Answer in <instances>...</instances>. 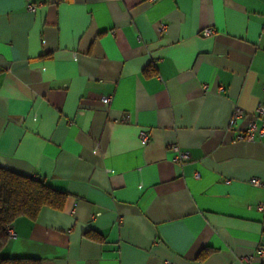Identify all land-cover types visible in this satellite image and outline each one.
Listing matches in <instances>:
<instances>
[{"label": "crops", "instance_id": "0c3cea01", "mask_svg": "<svg viewBox=\"0 0 264 264\" xmlns=\"http://www.w3.org/2000/svg\"><path fill=\"white\" fill-rule=\"evenodd\" d=\"M263 86L264 0H0V168L67 195L2 257L264 264Z\"/></svg>", "mask_w": 264, "mask_h": 264}, {"label": "trees", "instance_id": "16d2710c", "mask_svg": "<svg viewBox=\"0 0 264 264\" xmlns=\"http://www.w3.org/2000/svg\"><path fill=\"white\" fill-rule=\"evenodd\" d=\"M66 198L65 193L42 180L0 168V264H42L38 259L2 257L1 252L9 241L7 231L19 218L35 220L44 208L62 210ZM89 236L95 234L89 233ZM206 256L203 250L198 259Z\"/></svg>", "mask_w": 264, "mask_h": 264}, {"label": "built area", "instance_id": "2783aa9c", "mask_svg": "<svg viewBox=\"0 0 264 264\" xmlns=\"http://www.w3.org/2000/svg\"><path fill=\"white\" fill-rule=\"evenodd\" d=\"M28 10L33 11V7L29 5ZM163 28H164L163 26H160L161 30ZM212 34L213 31L210 29H205L201 32V35L203 37H210L212 36ZM73 56L75 57V54H73ZM205 89L206 86H203V90ZM262 93L264 94V86L262 88ZM102 102L105 105H109V103L111 102V97L108 96L102 98ZM242 115H243L242 112L239 109H236L231 116V119L229 121V126H232L235 120L240 118ZM257 122H259L260 125H257ZM263 137H264V105L259 104L255 109L254 119L250 121L245 127V129L236 136L235 140L253 143L255 141L261 140ZM139 140L142 146H147L150 141V134L145 130L140 131ZM171 150L173 153L172 162L178 165L179 167H184L186 163L190 161L189 152L182 150L177 145L171 146ZM195 177H197V175ZM250 184L257 187L263 186L260 180L257 179H251ZM257 209L262 213L261 226L264 235V200L257 205ZM7 234L9 239L14 237L12 229H9L7 231ZM257 253L260 257L262 258L264 257V241L258 246ZM249 261L250 258L246 259L247 263H249ZM165 264H173V263L166 262Z\"/></svg>", "mask_w": 264, "mask_h": 264}]
</instances>
